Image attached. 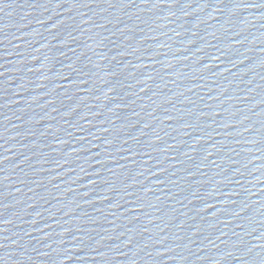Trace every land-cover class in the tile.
<instances>
[{"label": "water", "instance_id": "obj_1", "mask_svg": "<svg viewBox=\"0 0 264 264\" xmlns=\"http://www.w3.org/2000/svg\"><path fill=\"white\" fill-rule=\"evenodd\" d=\"M7 264H264V0H126Z\"/></svg>", "mask_w": 264, "mask_h": 264}]
</instances>
